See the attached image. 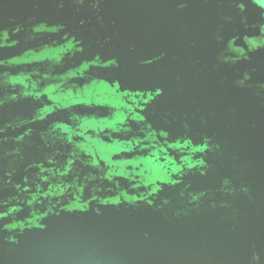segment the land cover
Returning a JSON list of instances; mask_svg holds the SVG:
<instances>
[{
	"label": "water",
	"instance_id": "1",
	"mask_svg": "<svg viewBox=\"0 0 264 264\" xmlns=\"http://www.w3.org/2000/svg\"><path fill=\"white\" fill-rule=\"evenodd\" d=\"M0 264H264V0H0Z\"/></svg>",
	"mask_w": 264,
	"mask_h": 264
}]
</instances>
